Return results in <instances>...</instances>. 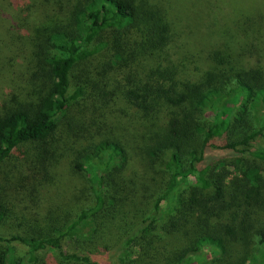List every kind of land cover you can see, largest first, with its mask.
I'll return each mask as SVG.
<instances>
[{
    "label": "trees",
    "instance_id": "trees-1",
    "mask_svg": "<svg viewBox=\"0 0 264 264\" xmlns=\"http://www.w3.org/2000/svg\"><path fill=\"white\" fill-rule=\"evenodd\" d=\"M50 2L0 0V166L40 144L12 201L30 211L65 157L60 127L82 118L86 200L0 238V264H264V0ZM189 36L207 39L195 61ZM138 138L156 187L128 174Z\"/></svg>",
    "mask_w": 264,
    "mask_h": 264
},
{
    "label": "rangeland",
    "instance_id": "rangeland-1",
    "mask_svg": "<svg viewBox=\"0 0 264 264\" xmlns=\"http://www.w3.org/2000/svg\"><path fill=\"white\" fill-rule=\"evenodd\" d=\"M54 5L55 0H51L49 6L54 7ZM185 41V52L189 59L193 61L198 58L200 52H204L208 47L207 39L203 36H189L185 38ZM81 119L71 121V126H68L67 122H65L60 127V137L58 138L61 141L65 157L58 160V162L52 161L53 163L49 166V177L53 178L54 181L40 192L38 206L32 205L29 207L32 208L31 212L25 207V204H21L22 206L17 209V206L14 207L12 201L16 197L15 185L21 179L19 174L28 175V177L31 174L30 171L25 169L24 165L22 166V163H24L23 159L25 156L34 158V155L39 153L40 144L32 143L20 147L10 159L0 166V202L6 205V202L11 201L12 203L9 206L12 207V212H14V214L8 213L5 220L0 222V238L9 240L17 235H38L40 232L38 227L43 226L41 221L46 215H64L65 210L66 213H72L73 216L79 213L84 200H86V196L84 193L81 195V192L82 190L85 192L88 186H86V180H84L83 176L77 175L72 171L71 162L76 155L77 143L81 142L82 137L88 133L83 132L85 128H88V124ZM138 142L139 144L132 153L134 162L128 174L132 173L131 175L140 185L156 187V182L152 180L153 178L162 179V173L158 169L160 166L158 165L157 168L153 165L151 158L147 156L143 145H141L143 141L138 138ZM228 155L226 152L215 149H209L206 154L208 161L227 158ZM66 198L68 200L64 201ZM26 222L31 224L21 225V223ZM44 232L45 235L52 234V231L47 229ZM12 245L22 250L21 253L24 252L22 244L14 242ZM67 250L69 251L70 247ZM93 258L103 264H119L117 257L112 253L93 255Z\"/></svg>",
    "mask_w": 264,
    "mask_h": 264
}]
</instances>
